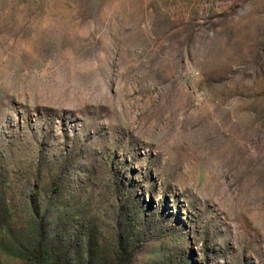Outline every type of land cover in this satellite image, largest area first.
I'll list each match as a JSON object with an SVG mask.
<instances>
[{
  "label": "rangeland",
  "instance_id": "1",
  "mask_svg": "<svg viewBox=\"0 0 264 264\" xmlns=\"http://www.w3.org/2000/svg\"><path fill=\"white\" fill-rule=\"evenodd\" d=\"M0 264H264V0H0Z\"/></svg>",
  "mask_w": 264,
  "mask_h": 264
}]
</instances>
